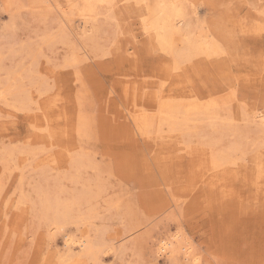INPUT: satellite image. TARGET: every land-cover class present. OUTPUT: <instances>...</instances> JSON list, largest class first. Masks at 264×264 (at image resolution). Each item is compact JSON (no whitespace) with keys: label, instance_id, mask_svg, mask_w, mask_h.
<instances>
[{"label":"rangeland","instance_id":"374dc122","mask_svg":"<svg viewBox=\"0 0 264 264\" xmlns=\"http://www.w3.org/2000/svg\"><path fill=\"white\" fill-rule=\"evenodd\" d=\"M13 1L19 2L14 9V21L6 12L9 11V0H0V11L4 12H0V49L3 48L1 50L4 52L0 62V90L8 69L17 74L15 65L22 53L20 56L13 52L21 44H41L40 38L46 30L56 32L59 29L61 32L62 29L70 40L68 42L79 48L80 59L76 65L65 67L64 59L71 51V45L56 40L35 54L39 55L35 57L34 66L39 71L37 74L47 79L46 89L40 93V102L37 103L40 110L35 109L34 103L31 104L33 109L20 110L12 96H7L6 100L0 99V264H58L55 257L63 247V232L61 229L59 232L49 230L46 221L39 216L38 208L45 190L47 188L51 193H57L62 189L63 196L74 199L83 190L82 184L87 180L92 182L97 176L102 190L99 196L90 200V206L95 210L89 231L95 233L105 246L114 242L117 248V252L113 253L102 245L98 264H192L178 258L155 256L159 238L177 233L183 235L191 245L194 256L199 259L195 264H264V201L259 203L252 190L242 185L239 176L231 183H223L217 173L214 184H209L207 174L210 172L203 178L200 177L202 172L199 168L192 169L196 156L191 155L187 148L175 149L171 153L176 155L171 162L175 170L173 176L167 179L158 174L146 176L140 169L141 160L154 154V151L151 142L128 131L129 119L125 115L127 110L134 107V102L139 107L143 102L139 95L134 94L133 88L160 80L149 75L148 63L141 67L130 60L137 55L140 59L143 57L153 61L152 64L157 66L166 54L158 48L141 53L145 36L139 18L133 13H123L121 27L113 20L110 24L101 21L104 27L99 35L101 51L94 52L89 45L77 43L79 28L76 18L63 22L60 6L65 4V0H57L59 7L54 0H49L53 11L49 10L46 17L41 5L29 7L27 0ZM211 1L197 4L200 19L214 18L218 8L229 5L236 9L234 22L244 19L248 24L255 22L264 30V0H217V4L212 6ZM10 22H13L12 25ZM263 30L259 36L252 31L238 33V48L228 53L225 61L231 73L258 78V72L264 69ZM134 46L139 52L135 51ZM31 59L24 60L26 66ZM205 71H201L200 77L189 72L193 85L199 86L207 80L211 83L213 72ZM23 81L24 86L33 95L36 94L30 82L26 78ZM248 96L249 101H255L253 93ZM256 102L259 103V100ZM80 108L91 115L93 125L90 134L82 140L75 133L70 138L66 137L69 121L76 120L75 114ZM41 111H47L48 117L35 123L32 115ZM42 121H46V124ZM44 127L61 135L52 139V143L37 139L33 132H40V129L43 132ZM82 151L91 164L80 168L79 183H74L69 178L72 165L65 154L75 157ZM44 157L47 160L40 161ZM178 188L186 190L179 191ZM112 204L115 206L112 207ZM65 229L79 232L74 225H67ZM84 264L93 263L86 261Z\"/></svg>","mask_w":264,"mask_h":264},{"label":"bare ground","instance_id":"6f19581e","mask_svg":"<svg viewBox=\"0 0 264 264\" xmlns=\"http://www.w3.org/2000/svg\"><path fill=\"white\" fill-rule=\"evenodd\" d=\"M27 1L30 2L27 4L29 7H39L41 5L44 8L43 15L45 17L49 10L53 11L49 0ZM54 1L59 7V2L57 0ZM204 1L209 2V0H65V4L60 6V11L63 22L73 18L77 19L79 28L77 43L89 45L91 49H94V52L99 51L101 48L99 35L100 31L104 30V27L100 22L104 21L110 24L113 20L116 21V25L121 27L123 13H133L139 18L140 28L144 34L143 36H145L141 49L139 48L142 51L141 53L152 52V50L158 48L166 54V57L163 56L157 66L152 64L153 61L143 57L140 59L141 57L137 55L130 60L136 64L139 63L141 67L146 66L148 63V66H150L148 67L149 75L160 80L149 81L145 85L133 88L134 94L139 95L144 103L142 102L139 107V104L133 101L134 107L127 110L125 115L129 119L128 131L132 135L137 134L151 142V149L154 154L144 159L141 158L142 160L139 164L140 169L145 172L146 176L158 174L165 179L173 176L175 169H173L174 164H171V162L176 158V155H171V153H174L175 149L187 148L191 155L193 153L196 156L194 157L195 160L191 158L194 161L192 169L199 168L202 172L200 177L210 172L207 174V182L209 184H214L215 181L213 179L217 173L222 178L223 183H231L234 178L239 176L242 185L249 187L260 203L264 201V93H261L264 92V69L262 67V70L258 72V78L251 77L249 74L238 76L240 74L234 75L231 73L225 61L228 53L238 48L240 42L238 33L252 31L259 36L263 29L255 22L254 24H248L244 19H238L234 22L236 9L231 8L229 5L218 8V14L214 18L200 19L196 11L197 4ZM17 3L19 2L9 0V5L6 4L9 6L7 9L9 11L6 12L9 13V17H12L10 18L11 20L14 17L13 13L16 11L14 9L16 5L18 6ZM212 4H217V0H212L210 5L212 6ZM3 13L1 12V14ZM10 23L12 25L13 22ZM55 31H44L40 38L41 44L39 45L32 43L19 44L18 50L13 52L14 54L19 53L20 56L22 53V57L17 64L15 63L17 74L12 69H6L7 75L5 80L2 78L4 83L2 84V90H0V99L6 100L7 96H12L17 101L20 110L33 109L31 108L32 103L35 104L36 110H40L41 107L37 103L40 102V93L43 89H46L45 80L47 79H43L37 74L39 71L34 66L37 59L35 57L39 55L35 56V54H37V51L42 52L43 47L51 46L56 40H61V42L70 41L62 32V29L61 32L59 29ZM116 33H118L117 30ZM114 36L116 35L114 34ZM70 45L71 51L67 57L65 56L63 63L65 67L72 64L76 65L78 63L77 60L80 59H78L79 51L77 52L79 48H75L76 44L74 45L72 42L69 43ZM1 49L0 62L4 56V52ZM134 49L139 52L135 46ZM26 58H33L27 66L24 61ZM220 61L224 62L220 63ZM51 70L53 71V69ZM200 70H211L213 72L214 78L211 83L207 80L203 84H199V86L192 84L189 72L195 73L196 76L200 77L202 76ZM24 78L35 88L36 94L33 95L24 86ZM79 93L81 94V92ZM249 93H253L255 101H249ZM257 99L259 103L256 102ZM77 110L79 111L75 114L77 115L76 120L69 121V126L66 129L68 134L65 135L70 138L75 133L82 140L90 134L93 124L91 115L84 108ZM48 114L47 111L33 113L32 119L36 123L37 120L48 117ZM45 122L42 121V123ZM33 134L37 139H45L50 143L53 142L52 139H57L55 138L57 135H61L56 131L47 129L43 132L40 129V132H33ZM18 152L20 153V151ZM65 157L69 160L68 162L73 169L69 177L70 180L74 183H79L80 168L91 164V161L85 152L77 154L75 157L67 153ZM46 160L47 157H44L40 161ZM101 186L98 176L92 182L87 180L82 184L83 190L81 193L74 199L63 196L64 191L62 189L57 193H51L46 188L38 210L40 218L46 221L49 230L59 232L61 229L63 232V247L58 250L57 257H55L56 259L58 258V264H84L86 261L98 264L99 253L104 244L100 242L99 237L95 236V233H90L88 226L92 223L95 210L94 207L90 206V203L99 196L102 190ZM211 188L213 189V187ZM178 189L179 191L186 190L183 188L182 190ZM233 195L235 196V194ZM119 201L117 200V202ZM83 204L84 208H82ZM113 206L115 204H112ZM117 206L119 207V205ZM130 223H133V221ZM67 225H74L76 231H79L78 234L75 231H69L70 229H65ZM182 236L177 233L160 237L156 243L155 256H167L169 259L178 258L183 261H189L192 264L197 263L199 259L194 256L191 245ZM113 244L114 242L104 246L109 252L116 253L117 248ZM104 254L106 255L107 253L105 252Z\"/></svg>","mask_w":264,"mask_h":264}]
</instances>
